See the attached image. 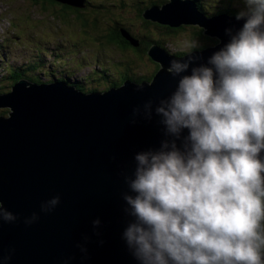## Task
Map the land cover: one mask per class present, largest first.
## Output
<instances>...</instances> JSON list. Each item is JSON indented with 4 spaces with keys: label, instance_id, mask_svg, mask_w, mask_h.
<instances>
[{
    "label": "water",
    "instance_id": "obj_1",
    "mask_svg": "<svg viewBox=\"0 0 264 264\" xmlns=\"http://www.w3.org/2000/svg\"><path fill=\"white\" fill-rule=\"evenodd\" d=\"M50 1L86 7L85 0ZM144 19L174 29L198 27L218 43L182 58L151 47L148 54L160 70L149 83L125 82L83 93L64 81L20 80L0 94V109L9 110L8 117H0V206L18 217L0 227V264H140L122 238L134 219L124 211L123 196L133 194L126 177L134 178L135 155L158 150L163 140L172 139L155 112L180 79L168 74L167 67L172 59L191 56L193 63L182 75L191 74V67L207 64L245 23L228 14L209 17L194 0H168L147 9ZM150 101L148 118L144 105ZM136 108L140 113L134 116ZM188 134L184 129L182 136ZM260 158L264 160V151ZM56 196L60 204L43 213L41 204ZM34 212L39 221L26 225L24 219ZM96 219L101 224L94 228Z\"/></svg>",
    "mask_w": 264,
    "mask_h": 264
},
{
    "label": "clouds",
    "instance_id": "obj_2",
    "mask_svg": "<svg viewBox=\"0 0 264 264\" xmlns=\"http://www.w3.org/2000/svg\"><path fill=\"white\" fill-rule=\"evenodd\" d=\"M243 2V27L226 30L230 42L207 64L189 75L191 56L167 67L180 79L155 112L172 139L135 155L134 178L126 177L133 194L123 196L134 219L122 238L140 264H264V0ZM144 111L151 118V101ZM59 204L53 197L41 211ZM17 219L0 206V227ZM39 219L34 212L24 223Z\"/></svg>",
    "mask_w": 264,
    "mask_h": 264
},
{
    "label": "rangeland",
    "instance_id": "obj_3",
    "mask_svg": "<svg viewBox=\"0 0 264 264\" xmlns=\"http://www.w3.org/2000/svg\"><path fill=\"white\" fill-rule=\"evenodd\" d=\"M88 1L92 5L104 4L106 7L98 13V29L93 30L94 28L86 27L80 22L88 32L86 34L77 24L76 17L65 21L59 15L58 8L52 4L61 8L63 5L60 3L49 0H0V94L8 93L13 86V78L7 71V66L26 70L30 67L28 72H24L26 79L49 83L70 77L71 83L79 82L86 90L96 88L102 92L108 89V85L117 79L118 74L115 73L118 69L125 72L127 66L138 68L132 62L133 52H122L116 46H109L103 39L115 27L126 29L136 40L142 36L155 41L161 40L164 44V48H161H166L167 51L169 49L172 54L201 50L183 46L185 41L192 45L198 41L191 40L199 38L193 27L186 26L192 29L169 34L165 28L158 27V23L144 19V12L151 7L149 1L158 3V0ZM167 1L162 0L160 4L164 5ZM197 2L198 9L209 17L220 10L218 2L224 8L236 6L241 11L246 10L243 0ZM94 7L89 6L87 11ZM86 20L92 24L88 18ZM216 41L218 43L217 39ZM137 43L139 44V40ZM212 46L214 45L210 47ZM194 47L198 46L193 45L192 48ZM111 68L113 69L110 71ZM101 70L113 77L107 84L101 79ZM8 113V109H0V117H8Z\"/></svg>",
    "mask_w": 264,
    "mask_h": 264
},
{
    "label": "trees",
    "instance_id": "obj_4",
    "mask_svg": "<svg viewBox=\"0 0 264 264\" xmlns=\"http://www.w3.org/2000/svg\"><path fill=\"white\" fill-rule=\"evenodd\" d=\"M158 1H159L158 3H154L155 1H153V2L149 1V3H150L149 5L151 7L162 5V4H160V3H162L161 2L162 0H158ZM194 1L196 3H198L197 0H194ZM88 3H90V2L88 0H85L86 7L84 9H81V10L80 9H76V8H72V7H67V6H64V5L63 6H60L61 8H59L56 4H52V5L53 6H56L58 8L59 15H61L62 18L65 21H67L70 17H76L77 24L83 29L84 33L87 34L88 32L86 31V29H85L84 26H86V27H92V28H94L93 30L98 29V26H97V23H98V13L100 12V9L106 7V6H104V4H100V5H96L95 6V5H92L91 3H90L91 5H88ZM89 6H91V7H94L95 6V7L94 8H91V10L87 11L88 8H89ZM218 7H219L220 10L217 11V13H213V16L221 15V14H228V15L236 16L237 13H239L241 11L238 8H236V6H228L227 8H224L221 5H219V2H218ZM86 18H88L92 22V24H90L86 20ZM80 22L83 23L84 26ZM187 28H190V27L182 26V27L178 28L177 30L176 29L175 30L171 29L170 32H169V34H174V32H176V33L183 32ZM190 29H192V28H190ZM193 29L197 30V32H198L197 36L199 38L198 39H191V40H194V41L198 40V41H196L195 44H193V45H197L198 47L191 48L192 50H195V49H197V50L198 49L204 50V49H206L207 47H209L211 45H214L215 46V44L217 43V41L215 42L216 39L210 38V37H207V36H204L203 35V31L200 28L193 27ZM126 32L131 37L135 38L126 29H122L120 27H115L113 29H110L109 32H108V34L105 35V36H103V39L105 40V42L109 46H116L122 52H126L127 50L133 52L134 59H133L132 62H134L137 66H139L140 65L139 60L141 58H144V52L141 51V50H137L136 48H135L136 49L135 50L134 48L131 47L132 45L130 44V41H128L126 39L127 37H125V33ZM128 34H127V36H128ZM149 46L150 47L151 46L152 47L153 46H158V47L161 48V46H164V44H162L161 43V40H159V41L152 42ZM149 50H148V52H149ZM190 52H178V53H175L174 56L175 57L182 58L183 56L187 55ZM148 56H149V54H148ZM118 67H120L119 64H118ZM6 69L10 73V76L13 78V83H12L13 86L16 83H18L20 80H28V81H33V82H36V83H44L41 80H36V79L31 80V79H26L25 78L24 72H28V70L30 69V67L28 68V70H26V69H23V68H14V67L7 66ZM112 69L113 68H111L110 71ZM100 74H101V79L104 81L103 83H106L107 84V82H109L110 80L113 79L112 75H109L108 72H105V71H102L101 70ZM115 74H118L117 79H119L120 75L134 76V73L132 71V68H131V70L129 72H127L126 69H125V72H123V70L118 69V72L115 73ZM68 79H70V77H68ZM117 79H115L114 81H116ZM120 79L122 81L124 80L122 77H120ZM59 81L67 82L69 85L75 87L77 90H79V91H81L83 93L101 92V90H96V88H91V90H86L85 86L83 84L79 83V82H72L71 83V82H68V80L63 79V78H61ZM113 82H111V83H113ZM109 85H108V87H109Z\"/></svg>",
    "mask_w": 264,
    "mask_h": 264
},
{
    "label": "flooded vegetation",
    "instance_id": "obj_5",
    "mask_svg": "<svg viewBox=\"0 0 264 264\" xmlns=\"http://www.w3.org/2000/svg\"><path fill=\"white\" fill-rule=\"evenodd\" d=\"M65 6V5H64ZM68 7V6H67ZM147 22V21H145ZM148 23V22H147ZM158 27H163L165 28L168 32H170L171 29L175 30L174 28L168 27V26H159ZM193 27V26H191ZM198 28V27H197ZM178 29V28H177ZM176 29V30H177ZM197 31V30H196ZM180 33V32H178ZM174 34H176V32H174ZM204 35V34H203ZM205 36V35H204ZM137 40H139V45L138 47H132V48H136L137 50H141L144 52V58H141L139 60L140 65L138 66V68L133 69L132 67H126L125 69L127 70V72H129L132 68V71L134 73V76H129V75H120V77H122L124 80L122 81L119 77V79H117L116 81H114L113 83H110L109 87L110 88H119L121 87L125 82H132L135 84H142V83H149L152 82V79L154 78L155 74L160 70V65L156 62H154L149 56H148V50L152 47H150L149 45L152 42H155L154 40H152L151 38H148L147 36L144 37H140L137 38ZM162 43V42H161ZM163 44V43H162ZM163 47V46H161ZM210 47V46H209ZM164 48V47H163ZM135 49V50H136ZM166 49V48H165ZM169 51V49H168ZM170 52V51H169ZM134 55V54H133ZM133 61V60H132ZM121 64V63H120ZM122 65V64H121ZM66 80H68V82H71L70 79L66 78ZM36 83V82H34Z\"/></svg>",
    "mask_w": 264,
    "mask_h": 264
}]
</instances>
